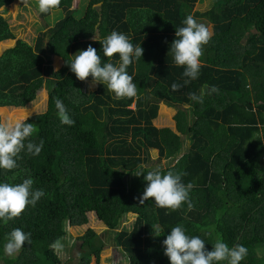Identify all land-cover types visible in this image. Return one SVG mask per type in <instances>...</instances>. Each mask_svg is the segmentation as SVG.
Wrapping results in <instances>:
<instances>
[{"label":"trees","instance_id":"trees-1","mask_svg":"<svg viewBox=\"0 0 264 264\" xmlns=\"http://www.w3.org/2000/svg\"><path fill=\"white\" fill-rule=\"evenodd\" d=\"M12 1L0 0V7ZM207 1L211 7L199 10L196 4L205 0H60L43 13L64 11L54 26L34 44L18 39L0 55V108L24 110L20 107L34 102L41 90L48 93L47 110L28 120L37 130L30 139L44 140L41 153L23 151L16 168L0 170V181L31 177L33 189L45 192L34 207L0 223V264H68L50 244L67 235V225L88 224L89 212L110 231L120 228L114 241L128 264H170L162 241L177 225L200 236L209 249L217 238L246 246L241 264H264V102L254 104L252 98L264 96V0ZM80 7L85 10L77 18ZM187 15L207 21L208 28L211 24V39L203 48L199 77L185 84L184 69L169 50ZM114 30L144 49L127 69L137 85L132 98L115 99L91 76L84 89L67 64L90 44L102 62L117 63L118 54L105 57L92 39L103 40ZM16 38L0 14V43ZM56 58L62 60L57 69ZM173 83L182 87L173 91ZM193 93L200 100H192ZM57 98L74 125L60 123ZM161 103L176 109L175 128L154 124ZM153 150L158 162L176 160L161 171L185 173L183 182L193 183L192 210L186 204L175 211L147 201L140 205L146 182L127 176L152 162ZM128 214L136 219L121 227ZM152 225L160 227L159 237ZM14 228L30 232L31 244L9 256L3 244ZM78 241L74 264H90L93 257L100 261L105 247L100 233L88 228Z\"/></svg>","mask_w":264,"mask_h":264},{"label":"clouds","instance_id":"clouds-1","mask_svg":"<svg viewBox=\"0 0 264 264\" xmlns=\"http://www.w3.org/2000/svg\"><path fill=\"white\" fill-rule=\"evenodd\" d=\"M60 0H37V8L40 13H48L54 9ZM183 26L176 28L175 39L171 42L169 52L176 66L183 67L182 75L190 80L199 77L203 48L211 39L209 28L198 22L192 15H187ZM99 41L102 53L111 58L118 54L117 63L102 62L97 49L91 44L86 50H79L72 59L67 61L72 73L79 80L92 77L94 83L102 84L107 91L113 93L114 98H132L137 95V85L134 77L127 71L128 67L136 60L143 57L144 49L140 44L133 45L128 36L122 32L112 31L103 40H98L96 35L92 37ZM182 85L173 83L171 89L179 90ZM194 101L200 100L195 93L191 94ZM57 117L62 125L72 126L75 121L59 98L55 101ZM17 120L14 123L0 124V170H12L17 167L19 154L26 151L31 156H38L43 147L44 140L39 143L30 139L36 128L32 122ZM137 177L142 176L146 182L144 190L139 198L140 205L145 202L154 203L156 207L179 209L186 204L188 210L194 207L190 198L194 185L192 182L185 184V173L161 171L159 168L146 170L142 168L133 172ZM34 180L31 177L24 178L21 183H8L0 181V223L7 224L19 217L28 206H35L41 197L45 195L43 189H33ZM153 234L161 235L158 225H152ZM31 244V233L21 228H14L7 234L3 244V252L9 256L17 253L25 244ZM164 254L170 264H241L248 254V249L242 244L229 246L222 239L217 238L211 249L206 247L205 240L200 236H190L183 225H177L167 233L162 241ZM64 247L61 239L50 244L51 250L59 253Z\"/></svg>","mask_w":264,"mask_h":264},{"label":"rangeland","instance_id":"rangeland-1","mask_svg":"<svg viewBox=\"0 0 264 264\" xmlns=\"http://www.w3.org/2000/svg\"><path fill=\"white\" fill-rule=\"evenodd\" d=\"M206 3L196 4V9L205 10L211 7L212 2L205 0ZM84 8L80 7L75 11L77 18H80L84 13ZM0 14L9 21L10 26L15 31L17 38L14 40H7L0 43V55L9 47H12L16 44L18 39H23L30 44H34L35 39L50 28L62 18L64 15L63 10H55L50 13L49 16H44L43 13H40L37 8V0H13L8 5L0 7ZM207 25V21L203 22ZM210 25V24H209ZM211 26V25H210ZM209 26V27H210ZM45 58H48V55H45ZM62 60L56 58L53 60V66L57 69L61 66ZM77 79V78H76ZM79 80V79H77ZM80 82L82 80H79ZM84 84V89L87 87L89 81L83 80L81 82ZM89 87L94 89L92 83ZM46 93V98L43 94ZM48 106V93L46 89H43L39 92L37 99L31 104L27 105L24 110H14L8 108L4 110L0 108V117L3 124L14 123L17 120H26L27 118L43 113L47 110ZM134 107V104L132 105ZM176 109L169 108L168 106L161 103L159 109L158 118L154 121V124L157 127L171 126L175 128L174 115ZM184 151H186V144L183 146ZM182 153L179 155L181 156ZM152 162L143 166L149 170L156 168H164L176 163V160H162L157 161L158 154L156 150L151 151ZM178 156V157H179ZM264 163V157L261 159ZM151 161V160H150ZM138 169L137 171L141 170ZM135 172V171H134ZM135 175L133 172L127 176L128 181H130ZM89 223L83 226H69L67 225V235L61 240L64 244L63 249L59 252L61 259L68 263L74 264L78 261L79 252H80V241L78 238L83 235L88 228H94L98 233H100L102 239L105 242V247L100 255V261L98 262L96 257H93V260L90 264H128V259L126 254L118 247L114 241V234L120 230L115 229L110 231L102 222H100L94 212L88 213ZM136 219L135 214H128L124 221L121 223L123 225H130Z\"/></svg>","mask_w":264,"mask_h":264},{"label":"crops","instance_id":"crops-1","mask_svg":"<svg viewBox=\"0 0 264 264\" xmlns=\"http://www.w3.org/2000/svg\"><path fill=\"white\" fill-rule=\"evenodd\" d=\"M209 28L211 29V26ZM252 98H253V103L254 104H260V103L264 102V96L262 94H254Z\"/></svg>","mask_w":264,"mask_h":264}]
</instances>
